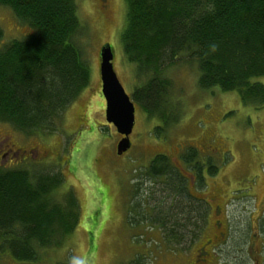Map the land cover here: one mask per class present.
<instances>
[{"label":"trees","instance_id":"1","mask_svg":"<svg viewBox=\"0 0 264 264\" xmlns=\"http://www.w3.org/2000/svg\"><path fill=\"white\" fill-rule=\"evenodd\" d=\"M125 3L123 55L135 66L136 78L145 79L130 98L148 117L160 119L158 131L176 122L170 82L162 74L182 54L196 62L199 88L236 92L242 104L264 106V85L252 81L264 78V0ZM0 6L33 31L0 48V123L25 136L51 135L89 82L90 67L74 42L82 30L77 5L74 0H0ZM181 157L188 174L165 155H156L146 169L163 193L159 205L150 196L146 208L169 246L186 243L203 225L205 209L190 195L189 183L200 190L203 170L208 176L218 171L209 161L201 163L194 148ZM62 184L60 173L0 170V247L33 261L38 249L57 248L71 234L79 216L77 201L70 192L56 201ZM137 205L141 211V202Z\"/></svg>","mask_w":264,"mask_h":264},{"label":"rangeland","instance_id":"2","mask_svg":"<svg viewBox=\"0 0 264 264\" xmlns=\"http://www.w3.org/2000/svg\"><path fill=\"white\" fill-rule=\"evenodd\" d=\"M74 1L82 29L74 42L90 67L89 82L65 109L53 134L32 136L38 150L23 167L60 173L63 184L55 199L62 202L64 194L72 193L79 216L71 234L57 248L38 249L37 259L44 264H169L160 257L174 248L161 243L146 208L153 200L151 192L158 187L146 177L149 163L156 155H165L177 165L182 154L194 148L201 163L207 166L209 161L218 170L214 176L203 170L205 187L196 190V195L205 194L207 198L213 190L223 189L235 191V199L244 198L256 184L260 193L264 184V106L257 110L244 105L236 92L199 88L197 64L182 54L162 74L170 82L168 98L175 108L171 117L176 122L158 131L156 128L163 125L160 119L148 117L134 103L131 147L121 156L116 155L120 135L105 120L98 51L110 44L113 69L131 97L145 79L136 78L135 66L123 55L120 36L126 26V3L106 0L109 7L103 12L96 0ZM0 31V48L33 32L3 6ZM252 81L264 85V78ZM0 124L1 133H11L19 145L27 143L29 136ZM248 165L252 167L249 169ZM247 205L248 201L242 199L229 201L226 206V262L220 264L231 262L233 228L245 221Z\"/></svg>","mask_w":264,"mask_h":264},{"label":"flooded vegetation","instance_id":"3","mask_svg":"<svg viewBox=\"0 0 264 264\" xmlns=\"http://www.w3.org/2000/svg\"><path fill=\"white\" fill-rule=\"evenodd\" d=\"M99 8L103 12L108 11L109 4L106 0H96ZM102 47V46H101ZM113 51V50H112ZM98 51V62H99ZM114 56V54H113ZM0 127L1 126L0 124ZM121 138V136H120ZM35 137L29 136L25 144L19 145L17 140L11 137V133L0 132V170L2 171H24L33 172L40 169H32L23 167L27 162L33 160L37 153L38 146H34ZM181 162V163H180ZM177 162L176 167L184 174L186 171L183 165L182 157ZM252 166L248 165L250 169ZM264 179V178H262ZM157 184V183H156ZM159 184H157L158 186ZM59 189V188H58ZM58 189L55 196L58 195ZM196 188L193 183L188 185V191L192 198L201 203L205 209V215L201 220V229L199 228L192 239L186 243L173 245V250L165 251L160 259H165L169 264H220L225 263L223 244L226 241L229 229L227 228L226 206L229 201L246 199L248 201L245 221H240V225H235L233 235L234 244L231 246L230 255L231 262L227 264H264V184L258 193V184L250 188L248 194L244 198L235 199L232 195L235 191L229 190H213L208 194L207 198L196 195ZM153 202L158 204L162 201L163 193L157 187L151 192ZM167 200V199H166ZM57 201V200H56ZM58 202V201H57ZM63 202V201H62ZM154 204V203H153ZM237 218V217H235ZM236 224L237 220L235 221ZM156 227L161 243L167 246L165 241V231L160 226ZM169 247V245H168ZM190 251V252H189ZM217 258V259H216ZM0 264H44L43 261L36 259L33 261L19 260L13 257L8 250L0 247Z\"/></svg>","mask_w":264,"mask_h":264},{"label":"water","instance_id":"4","mask_svg":"<svg viewBox=\"0 0 264 264\" xmlns=\"http://www.w3.org/2000/svg\"><path fill=\"white\" fill-rule=\"evenodd\" d=\"M113 58L111 46L103 45L99 52V77L100 91L105 101L104 116L106 122L112 124L121 136L116 144V155L121 156L131 147L129 136L134 126L135 107L117 78Z\"/></svg>","mask_w":264,"mask_h":264}]
</instances>
